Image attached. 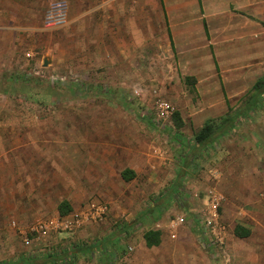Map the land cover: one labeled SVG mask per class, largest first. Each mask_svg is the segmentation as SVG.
I'll use <instances>...</instances> for the list:
<instances>
[{
  "label": "crops",
  "instance_id": "crops-1",
  "mask_svg": "<svg viewBox=\"0 0 264 264\" xmlns=\"http://www.w3.org/2000/svg\"><path fill=\"white\" fill-rule=\"evenodd\" d=\"M48 1L0 0V29L38 27ZM60 1L68 3L72 23L74 0H52L48 7ZM87 1L90 7L95 0ZM134 3L140 15L120 26L123 15L135 14ZM115 11L120 12L116 26L127 28L121 34L122 45H129L128 51L122 50L128 54L125 59H134L135 48L130 46L139 44V39L157 44L162 38L169 59L174 58L178 75L183 78L177 119L180 192L178 199L169 197L166 201L170 206L167 211L158 213L165 222L161 241L149 247L146 233L136 235L133 226L137 225L138 213L132 221L111 227L119 218L116 202L125 200L138 208L146 188L145 183H138L139 188L130 194L112 196L111 219L102 223L103 228L100 223H92L74 234L31 236V242L26 243L25 222L62 215L59 205L64 201L71 208L67 215L78 213L90 189H113L117 182H126L124 170L135 174L132 180L147 176L148 187H155L158 179L154 171L167 166L163 162L155 164L149 156L138 160L120 153L111 162L104 138L94 139L98 143L90 145L75 144L72 150L66 146L73 144L57 138L60 143L51 150L35 147L13 154L4 150L0 158L1 187L17 189L16 198H0V237L5 238L0 243V264H75L77 260V264H86L85 254L95 251L98 256L88 264H155L148 256L153 248L160 258L158 264H264V93L256 95L254 88L264 76V0H120ZM153 15H158L156 23ZM208 122L213 124V133L199 143L196 134ZM134 148L128 153L138 152ZM112 164H120L118 172H112ZM154 165L159 169L153 170ZM111 178L115 184L111 185ZM210 190L224 196L220 214L227 223L229 262L216 258L204 240L198 212ZM51 198L54 207L44 201ZM179 214L189 219L172 237L166 225ZM7 219L16 220L18 229L10 228ZM238 226L244 236L236 234ZM152 229L157 228L146 231ZM127 234L134 248L131 257L127 249L116 245Z\"/></svg>",
  "mask_w": 264,
  "mask_h": 264
},
{
  "label": "rangeland",
  "instance_id": "rangeland-1",
  "mask_svg": "<svg viewBox=\"0 0 264 264\" xmlns=\"http://www.w3.org/2000/svg\"><path fill=\"white\" fill-rule=\"evenodd\" d=\"M51 1H48L38 27L0 29V158L4 150H10L11 154L19 149L27 152L37 148L51 150L60 143L57 138L67 140L64 144H73L66 146L71 150L76 148L75 144L90 145L98 143L94 139L104 138L111 162L118 153L138 160H146L149 156L155 164L163 162L167 165L164 169L152 167L153 170L159 169L154 171V178L158 179L155 187H148L147 176L139 175L137 179L120 184H115L111 178L110 183L116 188L90 189L82 207L101 198L99 201L111 208L112 196L130 194L139 188L138 183H145L138 208L135 203L129 204L125 200L116 202L119 218L111 227L132 221L138 213L137 225L133 226L136 235L146 233L147 228L159 229V221L162 226L165 222L158 213L167 211L170 206L166 201L169 197L178 199L180 192L178 164L181 152L177 119L183 78L178 75L177 64L173 57L169 59L168 47L162 38L157 44H145L141 41L143 38L139 39V44L130 46L135 48V51L131 49L134 59H125L128 54L122 50L128 51L129 45H122L121 34L127 32V28L116 26L120 17L119 11L114 12V9L118 2L102 5L101 0H95L89 7L87 0H74L71 7L74 21L61 28L48 29L44 18ZM136 6L134 3L135 14L132 11L130 15H123L120 26L131 17L140 15ZM152 20L156 23L158 15H153ZM146 32L149 34L148 30ZM136 89L142 93L137 95ZM160 99L174 107V113L168 119H162L156 113ZM74 137L80 141H75ZM131 147L138 152L128 153ZM141 149L145 150L142 154ZM111 166L112 172L120 169V164ZM159 184L160 187L165 185L164 188H158ZM16 194L17 189H3L0 184V198L12 200ZM44 201L54 207L53 198ZM107 219H111L110 213ZM12 221L16 220L7 219L5 223L18 229V222L13 226ZM33 223H24L26 236L30 235L27 230ZM221 223L227 224L222 219ZM128 234L116 245L122 250L127 249L131 257L134 248L128 243L131 240ZM4 239L2 235L0 243ZM90 242L94 243L93 240ZM73 246L76 247L75 243ZM153 250L148 256L158 264L160 258ZM95 256H98L96 251L85 254V263Z\"/></svg>",
  "mask_w": 264,
  "mask_h": 264
},
{
  "label": "built area",
  "instance_id": "built-area-1",
  "mask_svg": "<svg viewBox=\"0 0 264 264\" xmlns=\"http://www.w3.org/2000/svg\"><path fill=\"white\" fill-rule=\"evenodd\" d=\"M120 0H101L102 5H109ZM69 22V5L66 1L51 4L45 14V27L48 29H57L67 25ZM135 93L140 95L142 91L136 89ZM157 115L162 119L170 118L174 113L173 105L163 99L157 102ZM208 199L203 208L199 211V219L202 225V232L206 244L213 250L216 258L223 262L230 261V253L228 251V232L226 226L221 223L220 208L224 202V196L214 190L208 191ZM110 208L107 203L101 201H90L82 210L76 214L58 215L38 219L28 228L26 243H30L33 238L46 237L53 234L70 233L74 234L92 223H100L107 220ZM188 216L179 214L171 218L166 227L172 232L179 227L187 225ZM11 225L16 226V221H12ZM159 229H163L161 223L157 224ZM131 249V248H130Z\"/></svg>",
  "mask_w": 264,
  "mask_h": 264
},
{
  "label": "trees",
  "instance_id": "trees-1",
  "mask_svg": "<svg viewBox=\"0 0 264 264\" xmlns=\"http://www.w3.org/2000/svg\"><path fill=\"white\" fill-rule=\"evenodd\" d=\"M254 88L256 91V95H261L262 93H264V76L256 81ZM213 130H214L213 124L211 122L206 123L205 126L201 129V131L198 134H196V140L199 143H203L204 141L208 140L211 137ZM122 175L126 181H130L135 177V174L130 170H124ZM59 211L60 214L62 215L69 214L71 212V208L69 207L68 202L66 201L62 202L59 205ZM161 233L162 232L160 229H156V230L152 229L147 231L145 234L147 245L149 247L159 245L161 241L160 240ZM236 234L240 236H244L245 232H243L242 229L238 226L236 229Z\"/></svg>",
  "mask_w": 264,
  "mask_h": 264
},
{
  "label": "water",
  "instance_id": "water-1",
  "mask_svg": "<svg viewBox=\"0 0 264 264\" xmlns=\"http://www.w3.org/2000/svg\"><path fill=\"white\" fill-rule=\"evenodd\" d=\"M47 64H48V61L45 62V65H47Z\"/></svg>",
  "mask_w": 264,
  "mask_h": 264
}]
</instances>
